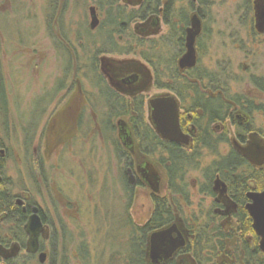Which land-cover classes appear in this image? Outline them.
<instances>
[{
    "label": "rangeland",
    "instance_id": "rangeland-1",
    "mask_svg": "<svg viewBox=\"0 0 264 264\" xmlns=\"http://www.w3.org/2000/svg\"><path fill=\"white\" fill-rule=\"evenodd\" d=\"M172 1L176 10H183L188 22L193 13L199 15V9L203 12L198 70L214 73L222 94L245 95L264 102V95L249 81L252 75H264V35L253 34L252 14L246 12L244 1L206 0L207 6L203 7L200 0ZM120 3L129 9L140 4L135 0H120ZM94 4V0H0V78H3L0 79V142L7 159L4 175L12 183V194L28 193L30 200L44 210L49 223L46 235L51 238L45 248L52 264H125L131 252L133 230L144 224L150 210L144 194L135 189L130 197L126 192L125 166L115 149V131L104 129L102 135H91L93 122L88 114L81 118L78 133L70 143L46 152V124L65 96L59 85L66 80L67 63H71L69 70L78 68L77 59L90 58L94 52L95 45L90 43L89 35L81 48L75 40L89 29L88 8ZM146 26L147 23L134 22L124 30L122 43L129 41L128 30L147 41L128 59L142 62L138 53L149 50V45L155 43L153 40L166 32L163 22L144 32ZM59 37L75 43L79 53L72 50L66 54V49L63 50L66 44L60 43ZM175 54L173 47L163 49L164 57ZM66 71L73 75V71ZM81 79L84 89L90 90L91 79L85 80L83 76ZM158 93L151 90L148 96ZM240 111L241 108H236L233 115ZM104 119L100 117L99 121ZM245 122L264 135L263 114L253 112ZM227 126L229 138L234 137L229 121ZM216 148L215 153L204 151L201 169L229 149L225 144ZM201 169L185 173L193 206L200 200L195 187L201 180ZM164 181L162 194L167 186ZM248 195L251 197V193ZM203 202L202 206H208L210 200L204 205ZM247 208L252 214L253 227L264 242V224L255 214L256 202L251 199ZM224 224L227 231L233 232L231 248L238 243L237 223L232 213L225 216ZM231 262L227 264H236ZM24 264L38 262L33 258Z\"/></svg>",
    "mask_w": 264,
    "mask_h": 264
},
{
    "label": "flooded vegetation",
    "instance_id": "flooded-vegetation-1",
    "mask_svg": "<svg viewBox=\"0 0 264 264\" xmlns=\"http://www.w3.org/2000/svg\"><path fill=\"white\" fill-rule=\"evenodd\" d=\"M118 1L119 4L127 7L126 4ZM135 1L140 3L139 6L130 9L135 10L147 1L151 2V0ZM166 1L161 0L162 6L157 14H150L144 19H135L132 23H147L144 32L149 28L157 27L160 22H164L163 6L166 5ZM243 1L246 12L252 14L253 34L264 35V29L259 31L257 23V11L261 6L258 7L259 0ZM91 6L96 8L98 17L96 31L91 30L88 24L89 29L86 28V31L76 36L75 40L81 48L85 37L89 35L90 43L95 45L94 52L90 54V58L86 56L85 60L78 58V68L69 70L71 63L70 61L67 63L66 70L73 71V75L65 70L66 80L59 85L63 88L65 96L60 105L53 110L46 124V152L55 150L60 144L70 143L78 133L80 120L85 114H88L93 122L91 135L96 133L102 135L104 129L115 131V149L125 166L123 179L126 192L130 197L135 189L144 194L148 199L150 209L144 224L136 226L137 228L133 230V237L129 243L131 252L125 264H136V260H139L138 264H227L232 260L231 263L247 264L243 262V255L237 257L234 253V246L238 243L229 247V242L233 237L232 230H226L224 218L228 213H232L234 217L236 205L232 203L224 181L225 176L214 173L211 178L210 175L205 176L202 173L201 180L195 187L200 200L196 206H193L191 193L185 181L186 174L177 178V190L174 193L168 190L169 178L164 160L167 157L169 144L187 152L200 149L216 151L218 145L225 144L229 147L228 152L219 157H225L234 151L246 161L253 171H264V163L262 165L250 163L235 148L236 144L246 147L250 142L251 134H257L264 146V135L261 130H256L250 123L245 122L253 112L264 115V102L258 101L259 99H250L245 95L222 94L224 92L223 90L222 93L218 91L219 86L216 79L199 80L181 77L173 83L172 80L167 79L169 66L166 63L161 65L162 79L158 85L150 61L140 56L142 62L128 59L134 56L135 44L132 43L130 51L121 49V46L129 45L124 41L122 43L125 34L120 35V33H109L103 30L104 23L109 22L113 17L105 15L103 11L100 12L96 4ZM198 12L202 25L204 15ZM140 32H143V29ZM59 42L66 44L63 46L66 54L71 53L72 50L74 54L79 53L75 43L71 44L63 37H59ZM196 51L197 62L193 68L181 70L178 67V58L176 59V68L180 75L198 66L197 41ZM184 52L185 47L181 54ZM86 53L84 51V54ZM81 76L85 80L88 77L91 79L90 90L84 89ZM67 77L70 78L67 80ZM0 79L3 80V78ZM2 80H0V86ZM249 81L256 91L264 95V75H252ZM151 90L159 93L150 97L148 92ZM155 98L174 99L178 110L179 130L183 134L180 141L167 140L157 133L152 120L151 107V101ZM219 105L221 110H217ZM236 108H241V111L233 115ZM100 117H105V119L99 121ZM215 118L218 119L215 120ZM228 121L234 128L232 138H229ZM152 134H154V139L151 138ZM152 147L155 148L154 154H152ZM159 152L161 155L158 157ZM152 159L158 162L157 164L163 168L165 174L160 172L158 165ZM6 160L3 145L0 142V264H24L33 258L37 259L38 264H46L47 261L52 264L51 255L45 248L46 241L51 238L46 235L49 223L46 221L44 210L37 202L30 200L28 193H23L22 196L12 194V183L4 175ZM201 163L202 160L200 165ZM190 169L194 168L187 169V172ZM199 169H201L200 166ZM203 170L204 168L201 172ZM153 172L156 175H153ZM209 178L212 180L209 181ZM165 179L167 186L162 194L161 189ZM249 184L250 190L246 194L249 202L246 203L245 208L253 226L252 214L247 205L251 199L254 200L256 202L255 214L264 224L262 218L264 199L260 202L258 198H255L264 190H256L253 180L249 181ZM248 193H251V197ZM174 196L176 197L175 205L168 206L167 202L170 201L169 203L172 204ZM206 200H210L208 206L204 205ZM157 202H161L162 205L158 206ZM202 202L204 206L201 205ZM8 214H12L10 219H8ZM33 214L40 222L36 251L29 249L27 232ZM14 215L17 224L10 222L12 226L8 229L9 231H6L8 226L3 224L8 220L13 221ZM234 219L236 220L235 217ZM2 227H5L4 232ZM164 231H169L164 241L158 240L153 243L152 235ZM137 243L139 247H142V253L138 256L134 248ZM258 248L260 253L264 252V242L260 241V236ZM40 254H44L42 263L39 261Z\"/></svg>",
    "mask_w": 264,
    "mask_h": 264
},
{
    "label": "trees",
    "instance_id": "trees-1",
    "mask_svg": "<svg viewBox=\"0 0 264 264\" xmlns=\"http://www.w3.org/2000/svg\"><path fill=\"white\" fill-rule=\"evenodd\" d=\"M94 2L100 11H103L105 15L113 17L112 20L104 23L103 30L108 31L109 33L116 32L120 34L123 33L128 25H131L135 19H144L150 14H157L162 6V4H160L161 0H151L150 3L147 1L140 8L135 10L128 9L126 6L119 4L118 0H94ZM200 5H202V7L205 6L206 0H200ZM163 8V24L166 26V32L160 35L158 40H153L155 43L151 46L149 45L150 51L141 50L138 53L142 59L150 61L151 65L153 66L157 84L160 85V80L162 79V63H166L169 66L167 79L170 81L172 80L173 83L181 77L199 80L217 79L214 76V73H201L198 70V66L192 70L186 71L182 75L177 72L176 59L184 49L185 27L188 26V19L182 9H175L174 5L171 3V0H167L166 5L163 6ZM199 11L201 12L202 10L199 9ZM201 13L203 14V12ZM131 32L132 30H128L127 33L130 34L128 36L129 41L127 42L129 45H123L121 46V49L130 51L132 43H134L136 46L134 49L143 48L147 42L146 39L144 40L143 38ZM157 46H160L161 49H158ZM169 46L174 48L176 54L164 57L163 49ZM197 46L198 51L200 52V38L197 40ZM220 105L217 107V110H221ZM217 119L218 118H215V120ZM151 138L154 139V134L151 135ZM153 147L151 148L153 149L152 154H154L155 149ZM147 148L149 149V147ZM213 152L215 153L216 151ZM204 154L205 152L201 149L187 152L181 151L180 148L176 147L175 145L169 144L167 146V157L164 160V163L166 165L169 178V191L174 193L177 190L178 181L176 180L177 178L182 177L187 172V169H199L200 161L202 160ZM159 155H161L160 152L157 153L158 157ZM202 173L205 176L210 175L211 178L214 173H219L221 176H225L224 181L227 185L232 203L236 205L234 217L236 218L237 223L236 231L238 233V244L234 246L235 255L237 257L243 255V262L247 264H264V252L260 253L258 248L259 235L253 228L252 220L245 208L246 203L249 202V199L246 195L250 190L249 181H254L256 190H264V171H253L246 161L242 159V157H239L234 151H231L225 157L214 159L208 166L204 168ZM211 178H209V181L212 180ZM172 201V204L169 203L170 201H168L167 205H175V196L173 197ZM157 205L161 206L162 204L161 202H157ZM11 217L12 214H8V219ZM13 217V221L8 220V223L6 224L8 226L6 231L12 226L10 222H12L14 225L17 224L15 215ZM15 231L17 233V228ZM231 235L233 236V232ZM134 248L136 256L142 253V247H139L138 243L134 246ZM138 261L139 260H136V264H138Z\"/></svg>",
    "mask_w": 264,
    "mask_h": 264
},
{
    "label": "water",
    "instance_id": "water-1",
    "mask_svg": "<svg viewBox=\"0 0 264 264\" xmlns=\"http://www.w3.org/2000/svg\"><path fill=\"white\" fill-rule=\"evenodd\" d=\"M261 5V6H260ZM260 6V7H259ZM259 9L257 11V23L259 31L264 29V0H259ZM90 23L89 28L94 30L98 26V17L96 8L89 7ZM202 30L201 19L197 13L190 16L189 26L185 29V52L178 59V67L181 70L193 68L197 62L196 41ZM152 107V120L157 130V133L167 140H181L183 134L178 126V110L177 105L172 98H155L151 101ZM236 150L250 163L255 165H262L264 163V146L262 140L259 139L257 134L250 135V142L246 147L236 144ZM153 175H156L153 172ZM260 202L264 199V192L256 195ZM264 221V212L262 215ZM40 228V222L36 215H32L27 232L29 234V249L36 251L38 246L37 232ZM169 231L155 233L152 235V242L158 240L164 241L165 235ZM39 261L44 262V254H40Z\"/></svg>",
    "mask_w": 264,
    "mask_h": 264
}]
</instances>
